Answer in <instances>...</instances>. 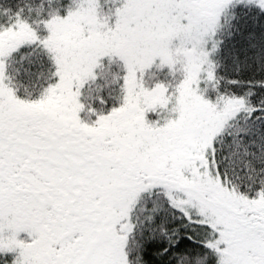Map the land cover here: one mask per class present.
<instances>
[{"label": "snow or ice", "instance_id": "1", "mask_svg": "<svg viewBox=\"0 0 264 264\" xmlns=\"http://www.w3.org/2000/svg\"><path fill=\"white\" fill-rule=\"evenodd\" d=\"M0 264H264V0H0Z\"/></svg>", "mask_w": 264, "mask_h": 264}]
</instances>
